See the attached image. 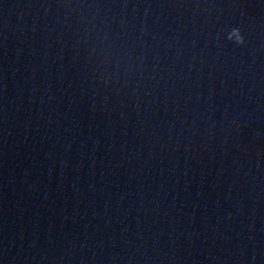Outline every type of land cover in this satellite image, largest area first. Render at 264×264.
Here are the masks:
<instances>
[{"label":"water","instance_id":"95a60500","mask_svg":"<svg viewBox=\"0 0 264 264\" xmlns=\"http://www.w3.org/2000/svg\"><path fill=\"white\" fill-rule=\"evenodd\" d=\"M0 264H264V0H0Z\"/></svg>","mask_w":264,"mask_h":264}]
</instances>
